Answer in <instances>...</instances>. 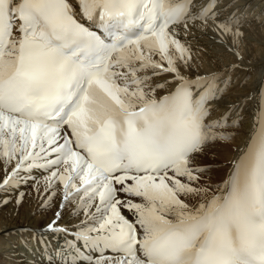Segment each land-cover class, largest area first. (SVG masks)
Wrapping results in <instances>:
<instances>
[{"label":"snow or ice","instance_id":"obj_1","mask_svg":"<svg viewBox=\"0 0 264 264\" xmlns=\"http://www.w3.org/2000/svg\"><path fill=\"white\" fill-rule=\"evenodd\" d=\"M251 8L0 0V213H51L19 229L39 264H264Z\"/></svg>","mask_w":264,"mask_h":264},{"label":"bare ground","instance_id":"obj_2","mask_svg":"<svg viewBox=\"0 0 264 264\" xmlns=\"http://www.w3.org/2000/svg\"><path fill=\"white\" fill-rule=\"evenodd\" d=\"M252 8L249 9L248 19L252 23L245 28L246 39L244 46V55L246 62H250L254 67V71L245 73L244 75L250 76V79L242 87H238L234 95H242L253 88L259 87L264 77V28L261 24H264V17H261L259 23L253 20L255 15L264 11V0H250ZM201 43H209L208 40H203ZM233 57L225 54V62L231 61ZM242 137L237 138L236 143L242 142ZM207 159V158H205ZM224 156L218 157V160H223ZM33 210H36V203L33 202L30 205ZM55 209H53L54 211ZM45 215H51V213L40 212L35 219L26 218L24 210H21L20 216H15L11 211V206L4 209L3 213H0V264H39L40 257L34 252L26 250L20 243L19 229L21 226H31L38 224L39 220ZM7 231V234H5ZM31 241V237L29 236ZM34 249L35 245L30 244Z\"/></svg>","mask_w":264,"mask_h":264},{"label":"rangeland","instance_id":"obj_3","mask_svg":"<svg viewBox=\"0 0 264 264\" xmlns=\"http://www.w3.org/2000/svg\"><path fill=\"white\" fill-rule=\"evenodd\" d=\"M21 238H19V241H20Z\"/></svg>","mask_w":264,"mask_h":264}]
</instances>
